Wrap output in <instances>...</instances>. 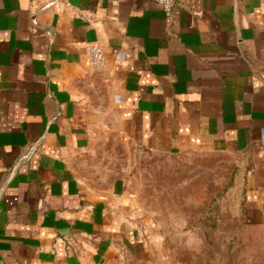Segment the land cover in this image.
Here are the masks:
<instances>
[{
	"label": "crops",
	"instance_id": "crops-1",
	"mask_svg": "<svg viewBox=\"0 0 264 264\" xmlns=\"http://www.w3.org/2000/svg\"><path fill=\"white\" fill-rule=\"evenodd\" d=\"M118 146L240 157L264 224V0H0V264L138 259Z\"/></svg>",
	"mask_w": 264,
	"mask_h": 264
},
{
	"label": "rangeland",
	"instance_id": "rangeland-1",
	"mask_svg": "<svg viewBox=\"0 0 264 264\" xmlns=\"http://www.w3.org/2000/svg\"><path fill=\"white\" fill-rule=\"evenodd\" d=\"M114 176L138 188L144 249L124 264H264V224L249 218L242 159L117 147Z\"/></svg>",
	"mask_w": 264,
	"mask_h": 264
},
{
	"label": "built area",
	"instance_id": "built-area-1",
	"mask_svg": "<svg viewBox=\"0 0 264 264\" xmlns=\"http://www.w3.org/2000/svg\"><path fill=\"white\" fill-rule=\"evenodd\" d=\"M170 15L174 8L178 5V0H155ZM89 60L91 66L96 69H103L106 66V60L102 49L97 45L89 48Z\"/></svg>",
	"mask_w": 264,
	"mask_h": 264
}]
</instances>
